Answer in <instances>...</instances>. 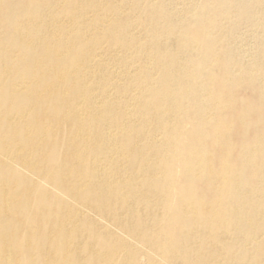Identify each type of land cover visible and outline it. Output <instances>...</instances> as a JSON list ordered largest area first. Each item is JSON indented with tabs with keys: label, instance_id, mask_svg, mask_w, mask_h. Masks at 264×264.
Listing matches in <instances>:
<instances>
[{
	"label": "bare ground",
	"instance_id": "obj_1",
	"mask_svg": "<svg viewBox=\"0 0 264 264\" xmlns=\"http://www.w3.org/2000/svg\"><path fill=\"white\" fill-rule=\"evenodd\" d=\"M0 264H264V0H0Z\"/></svg>",
	"mask_w": 264,
	"mask_h": 264
}]
</instances>
